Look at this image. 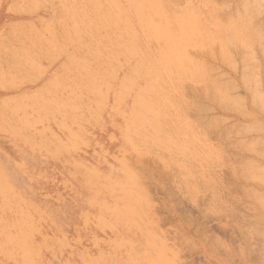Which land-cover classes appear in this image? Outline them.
<instances>
[{
  "label": "rangeland",
  "instance_id": "obj_1",
  "mask_svg": "<svg viewBox=\"0 0 264 264\" xmlns=\"http://www.w3.org/2000/svg\"><path fill=\"white\" fill-rule=\"evenodd\" d=\"M83 1L0 0V264H264V0Z\"/></svg>",
  "mask_w": 264,
  "mask_h": 264
},
{
  "label": "bare ground",
  "instance_id": "obj_2",
  "mask_svg": "<svg viewBox=\"0 0 264 264\" xmlns=\"http://www.w3.org/2000/svg\"><path fill=\"white\" fill-rule=\"evenodd\" d=\"M82 1H83V0H82ZM87 1H88V0H87ZM245 1H246V0H245ZM83 2H84V1H83ZM134 2H135V1H134ZM251 2H252V1H251ZM256 2H257V1H254V3H256ZM258 2H259V1H258ZM258 2H257V4H258ZM78 3H79V2H78ZM110 3H111V2H110ZM131 3H132V2H131ZM139 3H141V2H139ZM207 3H209V2H207ZM207 3H205V4H207ZM215 3H216V2H215ZM241 3H242V2H241ZM135 4H136V2H135ZM173 4H174V3H173ZM211 4H212V3H211ZM257 4H255V5H257ZM93 5H94V4H93ZM109 5H110V4H109ZM112 5H113V4H112ZM126 5H128V4H126ZM131 5H132V4H131ZM164 5H166V4L164 3ZM207 5H208V4H207ZM213 5H214V4H213ZM216 5H217V4H216ZM216 5H215V6H216ZM247 5H248V4H247ZM250 5H251V4H250ZM252 5H253V3H252ZM252 5H251L250 7H252ZM73 6H74V5H73ZM87 6H88V5H87ZM162 6H163V5H162ZM201 6H202V5H201ZM215 6H213V7L215 8L214 10H216V8H217V7H215ZM253 6H254V5H253ZM142 7H143V6H142ZM194 7H195V6H194ZM218 7H219V6H218ZM247 7H248V6H247ZM250 7H249V8H250ZM259 7H260V6H259ZM131 8H132V7H131ZM131 8H130V9H131ZM166 8H167V7H166ZM176 8H177V7H176ZM219 8H220V7H219ZM111 9H112V8H111ZM128 9H129V8H128ZM132 9H133V8H132ZM132 9H131L130 11H132ZM169 9H170V8H169ZM197 9H198V8H197ZM211 9H212V8H211ZM223 9H224V8H223ZM229 9H230V8H229ZM252 9H253V8H252ZM152 10H153V9H152ZM170 10H171V9H170ZM247 10H248V9H247ZM111 11H112V10H111ZM130 11H129V12H130ZM200 11H201V10H200ZM216 11H217V10H216ZM237 11H238V10H237ZM243 11H244V9H243ZM245 11H246V7H245ZM86 12H87V11H86ZM89 12H90V11H89ZM150 12H151V11H150ZM165 12H166V11H165ZM165 12H164V13H165ZM172 12H173V11H172ZM195 12H196V10H195ZM239 12H240V11H239ZM246 12H247V11H246ZM119 13H120V12H119ZM133 13H134V12H133ZM139 13H140V12H139ZM161 13H162V12H161ZM170 13H171V11H170ZM198 13H199V12H198ZM211 13H212V12H211ZM259 13H260V12H259ZM89 14H90V13H89ZM127 14H128V13H127ZM135 14H136V13H135ZM135 14H134V15H135ZM140 14H141V13H140ZM140 14H139V16H140ZM151 14H152V13H151ZM236 14H237V13H236ZM243 14H244V13H243ZM243 14H242V15H243ZM245 14H246V13H245ZM251 14H252V13H251ZM86 15H88V14H86ZM92 15H93V14H92ZM157 15H158V14H157ZM198 15H199V14H198ZM206 15H207V14H206ZM213 15H214V13H213ZM231 15H232V13H231ZM239 15H240V14H239ZM248 15H249V14H248ZM254 15H255V14H254ZM259 15H260V14H259ZM95 16H96V15H95ZM181 16H182V15H181ZM200 16H201V15H200ZM252 16H253V15H252ZM86 17H87V16H86ZM88 17H89V16H88ZM90 17H91V15H90ZM90 17H89V18H90ZM93 17H94V15H93ZM96 17H97V16H96ZM101 17H102V15H101ZM132 17H133V16H132ZM161 17H162V16H161ZM176 17H177V16H176ZM256 17H257V16H256ZM258 17H259V16H258ZM89 18H87V19L89 20ZM120 18H121V17H120ZM136 18H137V17H136ZM156 18H157V17H156ZM171 18H172V17H171ZM210 18H211V17H210ZM213 18H214V17H213ZM232 18H233V16H232ZM240 18H241V17H240ZM242 18H243V17H242ZM100 19H101V18H100ZM117 19H118V18H117ZM121 19H122V18H121ZM125 19L127 20V18H125ZM180 19H181V18H180ZM182 19H183V18H182ZM215 19H216V18H215ZM90 20H91V19H90ZM93 20H94V19H93ZM102 20L104 21L103 17H102ZM102 20H101V21H102ZM126 20H125V21H126ZM134 20H135V19H134ZM212 20H213V19H212ZM235 20H236V19H235ZM250 20H252V19L249 18L248 21H250ZM122 21H123V20H122ZM139 21H140V19H139ZM142 21H143V20H142ZM179 21H180V20H179ZM215 21H216V20H215ZM238 21H240V20H238ZM87 22H88V21H87ZM99 22H100V21H99ZM117 22H118V20H117ZM120 22H121V21H120ZM128 22H129V21H128ZM128 22H127V23H128ZM143 22H144V21H143ZM177 22H178V21H177ZM195 22H197V21H195ZM198 23H199V22H198ZM244 23H246V22H244ZM248 23H249V22H248ZM83 24H84V22H83ZM92 24H93V23H92ZM92 24H91V27H92ZM109 24H110V22H109ZM140 24H141V23H140ZM143 24H144V23H143ZM150 24H151V23H150ZM201 24H202V23H201ZM249 24H250V23H249ZM98 25H99V24H98ZM98 25H97L96 27H98ZM107 25H108V24H107ZM111 25H112V24H111ZM111 25H110V26H111ZM116 25H117V24H116ZM120 25H121V24H120ZM135 25H136V24H135ZM160 25H161V24H160ZM179 25H180V24H179ZM186 25H187V24H186ZM191 25H192V24H191ZM237 25H238V24H237ZM84 26H85V25H84ZM108 26H109V25H108ZM200 26H201V25H200ZM231 26H232V25H231ZM96 27H95V28H96ZM123 27H124V26H123ZM198 27H199V26H198ZM235 27H236V26H235ZM249 27H250V26H249ZM76 28H77V27H76ZM76 28H75V29H76ZM79 28H80V27H79ZM93 28H94V27H93ZM108 28H110V27H108ZM112 28H113V27H112ZM119 28H120V27H119ZM138 28H140V27H138ZM146 28H147V27H146ZM202 28H203V27H202ZM237 28H238V27H237ZM237 28H236V29H237ZM250 28H251V27H250ZM250 28H249V29H250ZM115 29H117V28H115ZM120 29H121V28H120ZM154 29H155V28H154ZM164 29H165V27H164ZM195 29H196V28H195ZM203 29H204V28H203ZM230 29H231V28H230ZM236 29H235V30H236ZM239 29H241V27H240ZM252 29H253V28H252ZM87 30H88V31H89V30L91 31V29H87ZM94 30H95V29H94ZM110 30H111V29H110ZM126 30H127V29H126ZM191 30H192V29H191ZM219 30H220V29H219ZM225 30H226V29H225ZM97 31H98V30H97ZM97 31H96V32H97ZM153 31H155V30H153ZM161 31H162V30H161ZM164 31H165V30H164ZM192 31H194V30H192ZM222 31H223V30H222ZM237 31H238V30H237ZM250 31H251V30H250ZM110 32H111V31H110ZM114 32H115V31H114ZM131 32H132V30H131ZM157 32H158V33H161L160 31H157ZM218 32H219V31H218ZM233 32H235V31H233ZM243 32H244V31H243ZM111 33H113V32H111ZM198 33H199V32H198ZM203 33H204V32H203ZM203 33H202V34H203ZM206 33H207V32H206ZM211 33H212V32H211ZM223 33H224V32H223ZM246 33H247V32H246ZM259 33H260V32H259ZM122 34H123V33H122ZM124 34H125V33H124ZM127 34H128V33H127ZM142 34H143V33H142ZM207 34L209 35L210 33H207ZM207 34H206V35H207ZM212 34H213V33H212ZM224 34H225V33H224ZM244 34H245V33H243V35H244ZM93 35H95V34H93ZM119 35H120V34H119ZM161 35H162V34H161ZM161 35H160V36H161ZM163 35H164V34H163ZM204 35H205V34H204ZM214 35H215V33H214ZM228 35H229V34H228ZM243 35H242V36H243ZM249 35H250V34H249ZM258 35H259V34H258ZM86 36H87V35H86ZM123 36H124V35H122V37H123ZM144 36H145V35H144ZM187 36H188V35H187ZM190 36H191V35H190ZM199 36H200V35H199ZM211 36H212V35H211ZM254 36H255V35H254ZM263 36H264V35H263ZM263 36H260V38L263 37ZM63 37H64V36H63ZM81 37H82V36H81ZM114 37H115V36H114ZM116 37H117V36H116ZM134 37H135V36H134ZM145 37H147V36H145ZM169 37H170V36H169ZM203 37H204V36H203ZM208 37H209V36H208ZM230 37H231V36H230ZM85 38H86V37H85ZM111 38H112V37H111ZM152 38H153V37H152ZM163 38H164V36H163ZM163 38H162V37H159V39H163ZM204 38H205V37H204ZM211 38H212V37H211ZM220 38H221V36H220ZM222 38H223V37H222ZM256 38H257V37H256ZM86 39H87V38H86ZM88 39H89V38H88ZM90 39H91V38H90ZM105 39H106V38H105ZM107 39H108V38H107ZM112 39H113V38H112ZM112 39H111V40H112ZM121 39H122V38H121ZM124 39H125V38H124ZM130 39H131V38H130ZM134 39H135V38H134ZM206 39H207V38H206ZM208 39H209V38H208ZM257 39H259V38H257ZM111 40H110V41H111ZM115 40H116V39H115ZM115 40H114V41H115ZM118 40H119V39H118ZM163 40H164V39H163ZM172 40H173V39H172ZM172 40H171V41H172ZM200 40H201V39H200ZM219 40H220V39H219ZM65 41H66V40H65ZM86 41H87V40H86ZM129 41H130V40H129ZM129 41H128V42H129ZM132 41H133V40H132ZM175 41H176V40H175ZM177 41H178V40H177ZM197 41H198V40H197ZM249 41H250V40H249ZM249 41H248V42H249ZM116 42H117V41H116ZM120 42H121V40H120ZM209 42H210V41H209ZM229 42H230V41H229ZM64 43H66V42H64ZM122 43H123V42H122ZM136 43H137V42H136ZM153 43H154V42H153ZM219 43H220V42H219ZM226 43H227V42H226ZM108 44H109V43H108ZM110 44H111V42H110ZM114 44H115V42H114ZM123 44H124V43H123ZM129 44H130V43H128V45H129ZM142 44H143V43H142ZM145 44H146V43H145ZM154 44H156V43H154ZM167 44H168V43H167ZM169 44H171V43L169 42ZM173 44H174V43H173ZM203 44H204V43H203ZM205 44H206V42H205ZM222 44H223V43H222ZM227 44H228V43H227ZM250 44H251V43H250ZM262 44H263V43H262ZM84 45H85V44H84ZM189 45H190V44H189ZM245 45H246V44H245ZM77 46H78V45H77ZM79 46H82V45L79 44ZM109 46H111V45H109ZM109 46H108V47H109ZM120 46L125 47V46L122 45V44H121ZM132 46H133V44H132ZM136 46H137V44H136ZM141 46H142V45H141ZM143 46H146V45H143ZM170 46H171V45H170ZM200 46H201V45H200ZM101 47H102V46H101ZM112 47H114V46H112ZM211 47H212V46H211ZM56 48H57V47H56ZM131 48H132V47H131ZM224 48H225V47H224ZM245 48H246V46H245ZM108 49H109V48H108ZM119 49H120V48H119ZM122 49H123V48H122ZM122 49H121V50H122ZM128 49H129V48H128ZM139 49H140V48H139ZM141 49H142V48H141ZM156 49H157V48H156ZM207 49H208V48H207ZM210 49H211V48H210ZM225 49H226V48H225ZM247 49H248V48H247ZM80 50H81V49H80ZM111 50H112V49H111ZM111 50H110V52H111ZM117 50H118V49H117ZM117 50H115V51H117ZM123 50H124V49H123ZM142 50H143V49H142ZM150 50H151V49H150ZM150 50H147V51H150ZM175 50H176V49H175ZM86 51H87V50H86ZM86 51H85V52H86ZM144 51H145V49H144ZM157 51H158V50H157ZM221 51H222V50H221ZM124 52H125V51H124ZM126 52H127V51H126ZM129 52H130V51H129ZM159 52H160V51H159ZM180 52H181V51H180ZM245 52H246V51H245ZM114 53H116V52H114ZM114 53H112V54H114ZM150 53H151V51H150ZM183 53H184V51H183ZM188 53H189V52H188ZM206 53H207V52H206ZM87 54H88V51H87ZM131 54H132V53H131ZM181 54H182V53H181ZM202 54H203V53H202ZM220 54H221V53H220ZM93 55H94V54H93ZM142 55H143V54H142ZM146 55H147V54H146ZM190 55H191V54H190ZM192 55H193V54H192ZM102 56H103V55H102ZM128 56H129V55H128ZM149 56H150V54H149ZM152 56H153V55H152ZM160 56H162V55H160ZM163 56H164V55H163ZM180 56H181V55H180ZM193 56H194V55H193ZM214 56H215V55H214ZM214 56H213V57H214ZM94 57H95V56H94ZM124 57H125V56H124ZM129 57H130V56H129ZM131 57H132V56H131ZM142 57H143V56H142ZM178 57H179V56H178ZM178 57H177V59H178ZM132 58H133V57H132ZM151 58L153 59V57H151ZM151 58H150V60H151ZM174 58H175V57H174ZM179 58H180V57H179ZM184 58H186V57H184ZM191 58H192V57H191ZM171 59L174 61V59H173V55H172V58H171ZM175 59H176V58H175ZM181 59H182V58H181ZM187 59H188V58H187ZM189 59H190V58H189ZM202 59H203V58H202ZM226 59H227V57H226ZM249 59H250V58H249ZM163 60H164V59H163ZM163 60H162V61H163ZM184 60H185V59H184ZM193 60H194V59H193ZM196 60H197V59H196ZM167 61H168V60H167ZM176 61H177V60H176ZM188 61H189V60H188ZM200 61H201V60H200ZM193 62H194V61H193ZM207 62H208V61H207ZM229 62H230V61H229ZM232 62H233V61H232ZM169 63H170V62H169ZM169 63H168V64H169ZM173 63H176V62L174 61ZM173 63H172V64H173ZM246 63H247V62H246ZM191 64H192V63H191ZM201 64H202V63H201ZM251 64H252V63H251ZM255 64H256V63H255ZM177 65H178V64H177ZM183 65H184V64H183ZM183 65H182V66H183ZM185 65H186V64H185ZM173 66H174V64H173ZM179 66H180V65H179ZM249 66H250V65H249ZM141 67H142V66H141ZM138 68H139V67H138ZM174 68H175V67H174ZM247 68H248V67H247ZM263 68H264V67H263ZM105 69H106V68H105ZM144 69H146V67H145ZM82 70H83V69H82ZM139 70H140V69H139ZM185 70H186V69H185ZM198 70H199V69H198ZM178 71H180V70H178ZM258 71H259V70H258ZM181 72H182V71H181ZM183 72H185V71H183ZM194 72H195V71H194ZM181 74H182V73H181ZM208 74H209V73H208ZM204 75H206V73H204ZM251 75H252V74H251ZM175 79H176V78H175ZM204 79H205V78H204ZM206 79H207V78H206ZM80 80H81V79H80ZM82 80H83V79H82ZM165 80H166V79H165ZM226 80H227V79H226ZM257 80H258V79H257ZM213 81L216 82L217 80H214V79H213ZM232 81H233V80H232ZM207 82H208V80H207ZM207 82H205V83L207 84ZM210 82H211V81H210ZM218 82H219V80H218ZM257 82H258V81H257ZM159 83H160V82H159ZM222 83H224V82H222ZM202 84H203V83H202ZM218 84H220V83H217V85H218ZM255 84H256V83H255ZM259 84H260V83H259ZM158 86H159V85H158ZM205 86H206V85H204V87H205ZM221 86H222V85H221ZM218 87H219V86H218ZM223 87H224V86H223ZM223 87H222V88H223ZM233 87H234V86H233ZM258 87H259V86H258ZM183 88H184V86H183ZM231 88H232V87H231ZM261 88H262V87H261ZM206 89H207V88H206ZM233 89H234V88H233ZM183 90H184V89H183ZM194 90H195V88H194ZM218 91H219V90H218ZM168 92H169V91H168ZM251 92H252V91H251ZM170 93H171V92H170ZM174 93H175V92H174ZM174 93H172V94H174ZM184 93H185V92H183L182 97L184 96ZM193 93H194V92H193ZM228 93H229V92H228ZM175 94H176V93H175ZM185 94H186V93H185ZM256 94H257V93H256ZM199 95H200V94H199ZM172 96H173V95H172ZM174 96H175V95H174ZM215 96H216V95H215ZM176 97H178V96H176ZM182 97H181V99H182ZM187 97H188V96H187ZM201 97H202V96H201ZM237 97H238V96H237ZM144 98H145V97H144ZM174 98H175V97H174ZM179 98H180V97H179ZM188 98H189V97H188ZM253 98H254V97H253ZM163 99H164V98H163ZM170 99H172V98H170ZM172 100H175V99H172ZM190 100H191V99H190ZM218 100H219V99H218ZM236 100H237V99H236ZM181 101H182V100H181ZM183 101H184V100H183ZM214 101H215V100H214ZM243 101H244V100H243ZM172 102H173V101H172ZM190 102H191V101H190ZM252 102H253V101H252ZM178 103H179V102H178ZM180 103H181V102H180ZM221 103H222V102H221ZM239 103H240V102H239ZM260 103H261V102H260ZM171 104H172V103H171ZM181 104H182V103H181ZM183 104H185V103H183ZM187 104H188V102H187ZM190 104H191V103H190ZM185 105H186V104H185ZM200 105H201V104H200ZM202 105H203V104H202ZM167 106H169V105H167ZM169 107H170V106H169ZM185 107H187V106H185ZM205 107H206V106H205ZM174 108H175V107H174ZM176 108H177V107H176ZM235 108H236V107H235ZM238 108H239V107H238ZM181 109H182V108H181ZM187 109H188V108H187ZM191 109H192V107H191ZM242 109H243V108H242ZM242 109H240V110H242ZM176 110H177V109H176ZM179 110H180V109H179ZM238 110H239V109H238ZM261 110H262V109H261ZM167 111H168V109H167ZM187 111H188V110H187ZM191 111H192V110H191ZM243 111H244V110H243ZM169 112H170V110H169ZM263 112H264V111H263ZM181 113H182V110H181ZM187 113H188V112H187ZM243 113H244V112H243ZM169 114H170V113H169ZM172 115H173V114H172ZM174 115H175V114H174ZM176 115H177V114H176ZM169 116H170V115H169ZM204 117H205V116H204ZM162 118H163V117H162ZM167 118H168V117H167ZM210 118H211V117H210ZM198 119H199V118H198ZM177 120H179V119H177ZM180 121H181V119H180ZM212 121L214 122L213 119H212ZM215 121H216V119H215ZM165 123H166V122H165ZM167 123H168V122H167ZM173 123H176V121L174 122V120H173ZM173 123H172V124H173ZM180 123H181V122H180ZM169 124H170V123H169ZM250 124H251V123H250ZM262 124H263V123H262ZM176 125H177V124H176ZM202 125H203V123H202ZM207 125H208V124H207ZM218 125H219V124H218ZM220 125H221V124H220ZM157 126H158V125H157ZM198 126H200V125H198ZM210 126H211V125H210ZM228 126H229V125H228ZM240 126H241V125H240ZM245 126H248V125L246 124ZM163 127H164V126H163ZM163 127H162V128H163ZM174 127H175V126H174ZM195 127H196V126H195ZM203 127H204V126H203ZM233 127H234V126H233ZM250 127H251V126H250ZM156 128H157V127H156ZM170 128H171V127H170ZM177 128H178V127H177ZM197 128H199V127H196V129H197ZM200 128H201V127H200ZM204 128H205V127H204ZM246 128H247V127H246ZM160 129H161V128H160ZM164 129H165V128H164ZM179 129H180V127H179ZM187 129H188V128H187ZM202 129H203V128H202ZM241 129H242V128H241ZM241 129H240V130H241ZM170 130H171V129H170ZM191 130H192V129H191ZM191 130H190V131H191ZM206 130H209V129H207V127H206ZM211 130H212V129H211ZM253 130H254V129H253ZM178 131H179V130H178ZM184 131H185V130H184ZM195 131H196V130H195ZM209 131H210V130H209ZM241 131H242V130H241ZM246 131H248V130L246 129ZM250 131H251V130H250ZM165 132H166V131H165ZM204 132H205V131H204ZM204 132H203V133H204ZM231 132H232V134H233V131H231ZM242 132H243V131H242ZM171 133H172V131H171ZM200 133H201V132H200ZM236 133H237V132H236ZM245 133H246V132H245ZM248 133H249V132H248ZM251 133H253V132H251ZM172 134H173V133H172ZM176 134H177V133H176ZM241 134H244V133H241ZM199 135H200V134H199ZM175 136H176V135H175ZM175 136H174V137H175ZM177 136H178V135H177ZM167 137H168V136H167ZM180 137H181V136H180ZM224 137H225V136H224ZM171 138H172V137H171ZM181 138H183V137H181ZM245 140H246V139H245ZM260 140H261V139H260ZM182 141H183V139H182ZM187 141H188V140H187ZM223 141H224V140H223ZM225 141H226V140H225ZM255 141H256V140H255ZM261 141H262V140H261ZM185 142H186V141H185ZM257 142H258V141H257ZM186 143H187V142H186ZM188 143H189V142H188ZM222 143H223V142H222ZM260 143L262 144L263 142H260ZM189 144H190V143H189ZM258 144H259V142H258ZM186 145H187V144H186ZM238 145H239V144H238ZM253 145H254V144H253ZM189 146H190V145H189ZM221 146H222V145H221ZM257 146H258V145H257ZM259 146H260V144H259ZM197 147H199V146H197ZM240 147H241V146H240ZM201 148H202V147H201ZM218 148H219V147H218ZM225 148H226V147H225ZM260 148L263 149L262 147H260ZM220 149H221V148H220ZM248 149H249V148H248ZM261 149H260V150H261ZM225 150H226V149H225ZM254 150L256 151V149H254ZM260 150H258V151L260 152ZM258 151H256V153H257ZM196 152H197V151H196ZM262 153H263V152H262ZM260 154H261V153H260ZM216 155H217V154H216ZM231 155H232V154H231ZM257 155H259V153H258ZM200 156H201V155H200ZM223 156H224V155H223ZM263 157H264V156H263ZM213 158H214V157H213ZM223 158H225V157H223ZM235 158H236V157H235ZM249 160H251V159H249ZM205 161H206V160H205ZM254 161H256V160H254ZM248 162H249V161H248ZM242 163H243V162H242ZM226 164H227V163H226ZM245 164H246V165H245ZM245 164H244V165L247 166V162H245ZM190 165H191V164H190ZM187 166H188V165H187ZM228 166H229V165H228ZM234 166H235V165H234ZM245 166H244V167H245ZM249 166H251V165H249ZM251 167H253V166H251ZM220 168H221V167H220ZM231 168H232V166H231ZM231 168H230V170H231ZM262 168H263V167H262ZM258 169H259V168H258ZM136 172H137V171H136ZM211 172H212V171H211ZM211 172H210V173H211ZM137 174H138V173H137ZM206 174H207V173H206ZM253 175H254V174H253ZM139 176H140V175H139ZM189 177H190V176H189ZM200 177H201V176H200ZM204 177H205V176H204ZM242 177H244V176L242 175ZM250 177H251V178H250ZM250 177H248V178L252 179V175H251ZM257 177H258V176H257ZM261 177H262V176H261ZM187 178H188V177H187ZM202 178H203V177H202ZM202 178H201V179H202ZM254 178H256V177H254ZM206 179H207V178H206ZM235 179H236V178H235ZM250 179H249V180H250ZM252 180H253V179H252ZM190 181H191V180H190ZM263 181H264V179H263ZM228 182H230V181H228ZM261 182H262V181H261ZM261 182H260V183H261ZM209 183H210V182H209ZM236 183H237V181H236ZM229 184H231V183H229ZM203 185H204V184H203ZM231 185H232V184H231ZM220 186H221V185H220ZM225 186H226V185H225ZM242 186H243V184H242ZM216 187H217V186H216ZM221 187H222V186H221ZM223 187H224V185H223ZM230 188H231V187H229V189H230ZM185 189H186V188H185ZM205 189H206V188H205ZM240 189H241V188H240ZM245 189H246V188H245ZM190 190H191V189H190ZM190 190H189V191H190ZM235 190H236V189H235ZM242 190H244V189H242ZM248 190H249V189H248ZM201 192H202V191H201ZM241 192H242V191H241ZM249 193H250V192H249ZM251 193H252V192H251ZM260 194H261V193H260ZM216 195H217V194H216ZM214 196H215V195H214ZM222 197H223V196H222ZM222 197H221V198H222ZM255 197H256V195H255ZM257 197H258V196H257ZM257 197H256V199L258 200ZM238 198H239V197H238ZM252 198H253V197H252ZM259 198H260V197H259ZM250 199H251V198H250ZM253 199H255V198H253ZM260 200H262V199L260 198ZM263 200H264V199H263ZM15 202H16V201H15ZM259 203H260V201H259ZM16 204H17V203H16ZM210 205H212V204H210ZM227 205H228V204H227ZM261 205H262V203H261ZM19 206H20V205H19ZM258 206H259V204H258ZM262 206L264 207V204H263ZM231 207H232V206H231ZM250 207H251V206H250ZM253 208H254V207H253ZM221 209H222V208H221ZM237 209H238V208H237ZM249 209H250V208H249ZM254 209H255V208H254ZM260 209H261V208H260ZM260 209H259V210L256 209V210L259 211V213H258L259 215L262 214V213H264V210H263V212H262V210H260ZM20 210H21V209H20ZM22 210H23V209H22ZM256 210H255V212H257ZM123 211H124V210H123ZM230 211H231V210H230ZM238 211H239V209H238ZM125 212H126V211H125ZM233 212H234V211H233ZM236 212H237V211H236ZM253 212H254V211H253ZM216 213H217V212H216ZM239 213H241V212L239 211ZM239 213H238V214H239ZM224 214H225V213H224ZM227 214H228V212H227ZM21 215H22V214H21ZM245 215H246V214H245ZM259 215H258V216H259ZM237 216H238V215H237ZM243 216H244V215H243ZM258 216H256V217H258ZM260 216H261V215H260ZM241 217H242V214H241ZM241 217H240V218H241ZM245 217H246V216H245ZM261 217H262V216H261ZM242 218H243V217H242ZM242 218H241V219H242ZM246 218H247V217H246ZM260 219H261V218L258 217V220H260ZM256 220H257V219H256ZM261 220H262V219H261ZM36 221H37V220H36ZM263 222H264V221H263ZM33 223H34V222H33ZM258 223H260V222H258ZM258 223H257V224H258ZM11 224H12V223H11ZM37 224H38V223H37ZM248 224H249V223H248ZM262 224H263V223H262ZM262 224H261V225H262ZM19 225H21V224H19ZM252 225H253V223H252ZM255 225H256V223H255ZM12 226H13V225H12ZM21 226H22V225H21ZM30 226H31V225H30ZM36 226H37V225H36ZM256 226H258V227L256 228V229L258 230V228H259L260 225L258 224V225H256ZM28 227H29V225H28ZM28 227H27V229H28ZM252 227H253V226H252ZM260 227H261V226H260ZM32 228H33V227H32ZM254 228H255V227H254ZM76 229H77V228H76ZM3 230H5V229L3 228ZM19 230L21 231L22 229H19ZM29 230H30V229H29ZM29 230H28V231H29ZM37 230H38V227H37ZM257 230H256V231H257ZM8 231H9V230H8ZM258 231H259V230H258ZM10 232H12V231H10ZM3 233H4V232H3ZM5 233H6V232H5ZM17 234H18V233H17ZM20 234H21V233H20ZM20 234H19V235H20ZM244 234H245V233H244ZM254 234H255V233H254ZM5 235H6V234H5ZM10 235H13V233H11ZM30 236H31V235H30ZM245 236H247V233H246ZM256 236H257V234H256ZM8 237H9V235L7 236V238H8ZM13 237H15V236L13 235ZM249 238H250V237H249ZM12 239H13V238H12ZM220 239H221V238H220ZM241 239H242V238H241ZM8 240H9V238H8ZM13 240H14V239H13ZM31 240H32V238H31ZM95 240H96V239H95ZM99 240H100V239H99ZM249 240H250V239H249ZM20 241H21V240H20ZM27 241H28V240H27ZM214 241H215V240H214ZM32 242H33V241H32ZM218 242H220V241H218ZM123 245H124V243H123ZM125 246H126V245H125ZM127 246H128V245H127ZM160 246H161V245H160ZM212 248H213V246H212ZM169 249H170V248H169ZM174 250H175V249H174ZM233 250H234V249H233ZM1 252H2V251H1ZM4 254H5V253H4ZM161 254H162V253H161ZM234 256H235V255H234ZM139 257H140V255H139ZM164 257H165V256H164ZM175 259H176V258H175ZM138 260H139V259H138ZM168 260H170V259H168ZM163 261H165V259H164ZM178 261H179V259H178ZM143 262H144V261H143ZM146 262H147V261H146ZM140 264H141V263H140ZM161 264H162V263H161Z\"/></svg>",
  "mask_w": 264,
  "mask_h": 264
}]
</instances>
